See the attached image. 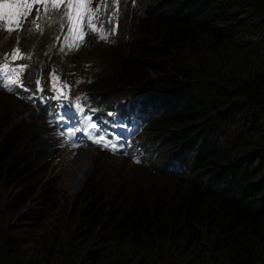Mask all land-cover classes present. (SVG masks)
Segmentation results:
<instances>
[{
	"label": "trees",
	"instance_id": "obj_1",
	"mask_svg": "<svg viewBox=\"0 0 264 264\" xmlns=\"http://www.w3.org/2000/svg\"><path fill=\"white\" fill-rule=\"evenodd\" d=\"M120 9L115 43L88 34L79 46L108 51L95 60L101 79L86 93L63 89L64 103L79 114L72 105L81 97L97 129L126 141L146 174L85 185L69 207L73 228L51 244L25 248L0 223V264H264V0H121ZM42 27L21 33L19 45L15 33L0 35V54L18 46L24 55L14 64L28 65L21 80L29 89L0 90L1 219L48 193L44 131L30 122L39 118L66 146L56 115L63 109L16 92L35 93L31 71L48 67L66 78L88 58L71 59L59 22ZM41 87L37 97L51 95V85ZM151 126L168 130L164 171L155 170Z\"/></svg>",
	"mask_w": 264,
	"mask_h": 264
},
{
	"label": "rangeland",
	"instance_id": "obj_2",
	"mask_svg": "<svg viewBox=\"0 0 264 264\" xmlns=\"http://www.w3.org/2000/svg\"><path fill=\"white\" fill-rule=\"evenodd\" d=\"M127 7L128 4H125L123 11H125ZM33 15H35V13ZM69 41L73 40L69 39ZM119 47L110 51H116ZM250 49L253 50V47H250ZM80 52L82 56H88V58L80 64L81 70L79 72L69 74L65 78L60 76L57 71L47 67L45 73L31 71L27 80H30V77L40 79L45 85L50 86V74L54 72L55 75L59 77L57 86L61 87L66 83L69 85L68 89H70L72 93H86L88 89H91V85L102 77V75L98 74L99 70L97 67L100 66L99 62H95V60L104 53H108V51L103 47H98L96 44L87 48H73V50L70 51L71 59L73 60ZM0 57L4 58V53H1ZM91 61L93 62L92 64H87V62ZM43 75L44 78H42ZM78 80L82 82L77 84ZM97 92H99V94L103 93L100 90ZM147 97H149V94L144 93L136 98L145 99ZM92 102L102 103L100 100L96 99H93ZM14 115L18 121L20 113H15L14 111ZM75 123L80 129L74 142L78 146L65 151L62 145L58 147L55 136L48 134L49 128L46 123H42L39 118H35L30 122L31 126L37 129L38 134L44 131L40 144L47 149V171L44 176L43 184L48 193L45 196H34L19 211L16 210L15 206L10 207V213L4 216L3 219L0 218V223L8 227L9 235L14 238L16 237L15 239L18 238V242L20 241L21 246L26 245L24 246L25 248L38 247L42 241H48L51 244L55 236L61 235L63 231L73 228L70 224L69 207L83 187L92 180H100L102 177L104 181L114 184L121 181L124 177L130 178L146 174L141 166L133 165L131 162L117 156L106 155L102 152L89 149L87 145L88 136L85 135L88 129L85 127L83 121H76ZM236 126L237 125L225 127V124H222V128H232L230 130L236 129ZM151 129L154 138L151 136L152 144H150V142L148 144L151 149L153 147L156 150L152 149L153 155L158 159V168L155 170L164 171L166 168L169 169L166 155L173 153V150L168 147L169 144L163 142L161 138L162 135L167 134L168 130H164L159 134L153 126H151ZM75 132H78V130H75ZM220 143H224L223 139H221ZM135 167L141 169H136ZM69 171L71 172L70 174ZM81 172L82 174H86L85 179L80 177ZM70 177L73 178L71 179ZM54 207L56 208L53 209ZM51 208L53 209L52 211ZM51 264H53V262Z\"/></svg>",
	"mask_w": 264,
	"mask_h": 264
},
{
	"label": "snow or ice",
	"instance_id": "obj_3",
	"mask_svg": "<svg viewBox=\"0 0 264 264\" xmlns=\"http://www.w3.org/2000/svg\"><path fill=\"white\" fill-rule=\"evenodd\" d=\"M94 3L95 7H93ZM120 3L121 0H0V35L6 41L15 33L17 45H19L21 33L40 32L42 34L44 31L42 22H47L49 25L59 22L60 29L64 32V42L69 51H72L74 47L78 49L88 34H96L98 42L115 43L114 40H110V36H115L117 32L118 24L114 23V20L118 21L121 14ZM132 3L135 6L136 0H132ZM102 9L107 13L106 21L101 19ZM33 10H35V15H33ZM106 23L110 25L107 30L105 29ZM59 39L57 37V40ZM69 39L75 43L68 44ZM59 51L65 52L64 45L59 48ZM27 58L31 59L30 56ZM17 59H25L24 55L20 54L18 46L14 47L11 53L4 54V62L0 63V90H6L8 93L15 92L17 88L23 92L29 91L21 80V74L24 73L28 65H15L14 61ZM50 77L51 87L48 90L51 93L50 96L40 95L37 97L35 95V93H45V89L41 87V80L37 79L35 93L24 97L20 92H16L18 98L39 99L41 102L51 99L54 102L52 105L54 109H64L63 115L56 113L60 120L73 121L77 119L74 113L68 111V105L64 103L69 100V97L63 89L68 88L69 85L65 83L58 87L59 77L54 72L50 74ZM81 82L78 80L77 84ZM75 99L76 103L72 107L80 114L78 119L83 121L87 129H97V124L90 122L91 117L84 115L85 109L80 103L82 98ZM61 134L63 135V133ZM68 135H72V133L70 132ZM85 135L102 148L118 150V146L111 139H106L104 135L94 137L91 131H87ZM72 146L77 147L78 145L73 142Z\"/></svg>",
	"mask_w": 264,
	"mask_h": 264
},
{
	"label": "bare ground",
	"instance_id": "obj_4",
	"mask_svg": "<svg viewBox=\"0 0 264 264\" xmlns=\"http://www.w3.org/2000/svg\"><path fill=\"white\" fill-rule=\"evenodd\" d=\"M3 59V58H2ZM57 61V60H56ZM91 64V63H90ZM93 67V66H92ZM95 79H97V78H95ZM100 96V95H99ZM102 97V96H101ZM109 99V98H108ZM105 100V99H104ZM108 102V101H107ZM35 109V108H34ZM105 114V113H104ZM118 114V113H117ZM120 116V115H119ZM98 118V117H97ZM110 119V118H109ZM46 122V121H45ZM108 122V121H107ZM45 125V124H44ZM46 134V133H45ZM47 135V134H46ZM132 149V148H131ZM153 149V148H152ZM150 151V150H149ZM145 154V153H144ZM136 156V155H135ZM132 157V156H131ZM144 158V157H143ZM148 158V157H147ZM141 166V165H140ZM143 167V166H142ZM71 172L69 171V174H70ZM74 177V176H73ZM73 177H70L71 179L73 178ZM80 177L81 178H83V179H85V177H86V174H82V172L80 173ZM77 178V177H76Z\"/></svg>",
	"mask_w": 264,
	"mask_h": 264
}]
</instances>
